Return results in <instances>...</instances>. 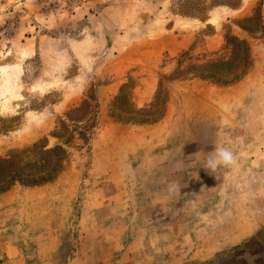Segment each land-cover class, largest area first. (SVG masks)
Instances as JSON below:
<instances>
[{
	"label": "rangeland",
	"instance_id": "374dc122",
	"mask_svg": "<svg viewBox=\"0 0 264 264\" xmlns=\"http://www.w3.org/2000/svg\"><path fill=\"white\" fill-rule=\"evenodd\" d=\"M84 1L0 0V264H264V0Z\"/></svg>",
	"mask_w": 264,
	"mask_h": 264
},
{
	"label": "trees",
	"instance_id": "16d2710c",
	"mask_svg": "<svg viewBox=\"0 0 264 264\" xmlns=\"http://www.w3.org/2000/svg\"><path fill=\"white\" fill-rule=\"evenodd\" d=\"M242 28L248 30L247 27L242 26ZM230 44H232V46L235 47H241L242 53L238 56L237 51L234 50L233 55L230 59L211 61L208 64H206L204 66L205 67L204 70H206L207 72L205 73L207 78L222 83H231L239 79L241 72L236 70V67L239 62L248 61L249 58L248 47L243 40L235 36L229 37V45ZM54 170L55 168L52 167L53 172Z\"/></svg>",
	"mask_w": 264,
	"mask_h": 264
},
{
	"label": "crops",
	"instance_id": "0c3cea01",
	"mask_svg": "<svg viewBox=\"0 0 264 264\" xmlns=\"http://www.w3.org/2000/svg\"><path fill=\"white\" fill-rule=\"evenodd\" d=\"M108 2V0L106 1ZM98 3H101V0H87V1H84L82 2V4L77 8V10H82V9H85V13L88 12L89 10L87 9H90L91 11L93 10H98L99 7H101V9H106V8H109L111 6L109 5H112L110 2L108 5H98ZM98 8H97V7ZM100 9V8H99ZM209 22V20H207ZM195 23L197 24H205L204 21H199V20H195ZM161 31L163 30V35L161 34L160 38H161V45H156V47H153L152 50L154 51H158V50H163V51H168V52H176V50H178L179 48H181L182 46H184V35L182 32H180V30H176L177 28L175 26H173L172 28H168L167 25L165 23H161ZM169 29H172L173 32L169 34ZM107 35V37L105 38H109V34L107 33L106 30H103ZM115 32V31H114ZM113 33V32H112ZM154 33H157V31H155ZM137 35L133 36V39L134 37H136ZM120 47H123V49H119L118 48V52H121L122 50L124 49H127V47H124V46H120ZM117 49V48H115ZM114 49V50H115ZM144 49H147V47H143V50ZM136 50V49H135ZM140 50L142 49H139V50H136L135 52H129L128 55H137V56H140L142 55L143 51L141 52ZM114 52V51H113Z\"/></svg>",
	"mask_w": 264,
	"mask_h": 264
},
{
	"label": "clouds",
	"instance_id": "9594fccd",
	"mask_svg": "<svg viewBox=\"0 0 264 264\" xmlns=\"http://www.w3.org/2000/svg\"><path fill=\"white\" fill-rule=\"evenodd\" d=\"M237 163V157L234 152L228 148L223 146H217L215 148L214 155H209L205 169L210 170L211 173H214L215 170L220 166H232ZM169 193H179L180 186L177 182H173L169 185L168 188Z\"/></svg>",
	"mask_w": 264,
	"mask_h": 264
},
{
	"label": "bare ground",
	"instance_id": "6f19581e",
	"mask_svg": "<svg viewBox=\"0 0 264 264\" xmlns=\"http://www.w3.org/2000/svg\"><path fill=\"white\" fill-rule=\"evenodd\" d=\"M210 22H211V20H210Z\"/></svg>",
	"mask_w": 264,
	"mask_h": 264
}]
</instances>
